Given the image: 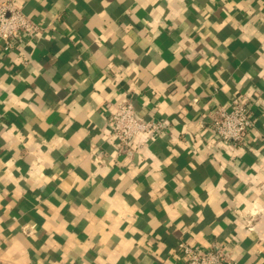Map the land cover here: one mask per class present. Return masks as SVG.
<instances>
[{
	"label": "crops",
	"instance_id": "0c3cea01",
	"mask_svg": "<svg viewBox=\"0 0 264 264\" xmlns=\"http://www.w3.org/2000/svg\"><path fill=\"white\" fill-rule=\"evenodd\" d=\"M16 2L43 30L0 39V264H184L181 241L264 264V0ZM241 95L250 147L208 129ZM125 99L165 128L131 152Z\"/></svg>",
	"mask_w": 264,
	"mask_h": 264
},
{
	"label": "built area",
	"instance_id": "2783aa9c",
	"mask_svg": "<svg viewBox=\"0 0 264 264\" xmlns=\"http://www.w3.org/2000/svg\"><path fill=\"white\" fill-rule=\"evenodd\" d=\"M17 0H0V39L4 49L37 38L42 26L27 16L18 6ZM197 101V98H194ZM253 98L247 95L233 97L226 106H217L208 113V129L226 145L250 147L256 120L252 113ZM110 137L119 148L132 151L137 136L141 133L154 137L164 131L162 120H143L138 117L135 105L130 100L116 104L115 110L107 115ZM184 264H234L226 248H203L181 241L177 246Z\"/></svg>",
	"mask_w": 264,
	"mask_h": 264
}]
</instances>
